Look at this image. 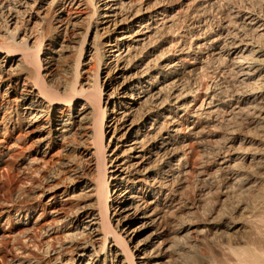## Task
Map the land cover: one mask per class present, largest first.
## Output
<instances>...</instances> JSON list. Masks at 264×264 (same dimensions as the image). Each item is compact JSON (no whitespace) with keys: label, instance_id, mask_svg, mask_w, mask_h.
<instances>
[{"label":"bare ground","instance_id":"obj_1","mask_svg":"<svg viewBox=\"0 0 264 264\" xmlns=\"http://www.w3.org/2000/svg\"><path fill=\"white\" fill-rule=\"evenodd\" d=\"M1 166L0 264H264V0H0Z\"/></svg>","mask_w":264,"mask_h":264},{"label":"rangeland","instance_id":"obj_2","mask_svg":"<svg viewBox=\"0 0 264 264\" xmlns=\"http://www.w3.org/2000/svg\"><path fill=\"white\" fill-rule=\"evenodd\" d=\"M4 169L5 168L3 166H1V168H0V174L1 175H3L5 173ZM47 199H48V197L45 199V201ZM239 200H240V202H239L240 206L242 208L240 215H241L242 219L246 222V224L248 226V230H249V227H253L255 225V217L257 216V213H258V211H257L258 203L257 202L259 200H256L257 201L256 202L253 198H250V196H249V199L241 197V199H239ZM225 205H226L225 209L227 211H229L231 208V205H234V202L226 203ZM243 237H246L247 239L243 238L242 242H238L239 248H245L247 241H249V239L253 238L254 236L249 231L248 233L244 234ZM226 253L229 254L228 252H226ZM226 256H228V255H226ZM228 259H230V258H228ZM208 262H210L209 258H207V263H205V264H208Z\"/></svg>","mask_w":264,"mask_h":264}]
</instances>
